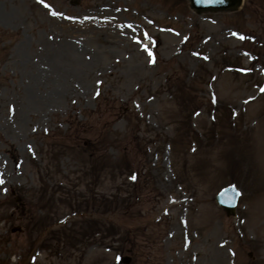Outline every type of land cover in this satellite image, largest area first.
<instances>
[{
	"label": "rangeland",
	"instance_id": "1",
	"mask_svg": "<svg viewBox=\"0 0 264 264\" xmlns=\"http://www.w3.org/2000/svg\"><path fill=\"white\" fill-rule=\"evenodd\" d=\"M75 1L0 0V264H264V0Z\"/></svg>",
	"mask_w": 264,
	"mask_h": 264
},
{
	"label": "water",
	"instance_id": "2",
	"mask_svg": "<svg viewBox=\"0 0 264 264\" xmlns=\"http://www.w3.org/2000/svg\"><path fill=\"white\" fill-rule=\"evenodd\" d=\"M242 0H190L191 8L198 13L203 11H235L241 5ZM232 188L225 190L219 197L218 202L225 207L228 214H234L238 193H233L229 199L226 194L231 195Z\"/></svg>",
	"mask_w": 264,
	"mask_h": 264
}]
</instances>
